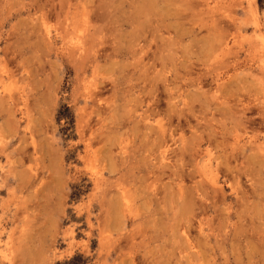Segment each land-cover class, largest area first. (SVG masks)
<instances>
[{
  "label": "rangeland",
  "instance_id": "obj_1",
  "mask_svg": "<svg viewBox=\"0 0 264 264\" xmlns=\"http://www.w3.org/2000/svg\"><path fill=\"white\" fill-rule=\"evenodd\" d=\"M0 264H264V0H0Z\"/></svg>",
  "mask_w": 264,
  "mask_h": 264
},
{
  "label": "trees",
  "instance_id": "obj_2",
  "mask_svg": "<svg viewBox=\"0 0 264 264\" xmlns=\"http://www.w3.org/2000/svg\"><path fill=\"white\" fill-rule=\"evenodd\" d=\"M259 2L261 3L262 0H259ZM61 118L65 119L68 125L74 124V115L71 112V109L69 107H64V110L59 112L58 119H61Z\"/></svg>",
  "mask_w": 264,
  "mask_h": 264
},
{
  "label": "bare ground",
  "instance_id": "obj_3",
  "mask_svg": "<svg viewBox=\"0 0 264 264\" xmlns=\"http://www.w3.org/2000/svg\"><path fill=\"white\" fill-rule=\"evenodd\" d=\"M92 41H94V40H92ZM78 46H79V45H78ZM81 46H83V45H81ZM92 46H93V45H92ZM79 48H80V46H79ZM90 48H91V47H90ZM90 48H89V49H90ZM92 49H93V48H92ZM85 50H86L85 53L87 54V50H88V48H86ZM79 54H80V53H79ZM163 131H164V130H163ZM211 180H212V179H211Z\"/></svg>",
  "mask_w": 264,
  "mask_h": 264
}]
</instances>
